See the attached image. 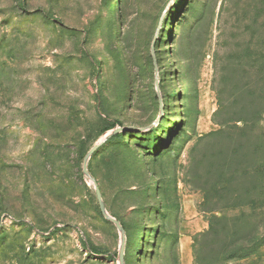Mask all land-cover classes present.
Wrapping results in <instances>:
<instances>
[{"label": "rangeland", "instance_id": "obj_1", "mask_svg": "<svg viewBox=\"0 0 264 264\" xmlns=\"http://www.w3.org/2000/svg\"><path fill=\"white\" fill-rule=\"evenodd\" d=\"M121 247L264 264V0H0V264Z\"/></svg>", "mask_w": 264, "mask_h": 264}, {"label": "water", "instance_id": "obj_2", "mask_svg": "<svg viewBox=\"0 0 264 264\" xmlns=\"http://www.w3.org/2000/svg\"><path fill=\"white\" fill-rule=\"evenodd\" d=\"M131 129H134V128H116V129H114L113 131H112V135H117V134H120V133H122V132H124V131H126V130H131ZM96 149H97V147H94V148H92L89 152H88V154H87V156H86V159H88V158H90V156L96 151ZM83 174L84 175H88V171H87V165H86V160L84 161V164H83ZM96 194H97V197H98V200L100 201V203H101V197H100V193H99V191L96 189ZM101 211H102V213H103V215H104V217L105 218H107L108 220H110L121 232H122V227H121V225L114 219V218H112V217H110L106 212H105V210H104V207L103 206H101ZM123 233V232H122ZM122 256H123V252H122V247H121V249H120V253H119V262H120V264H122V261H123V259H122Z\"/></svg>", "mask_w": 264, "mask_h": 264}, {"label": "trees", "instance_id": "obj_3", "mask_svg": "<svg viewBox=\"0 0 264 264\" xmlns=\"http://www.w3.org/2000/svg\"><path fill=\"white\" fill-rule=\"evenodd\" d=\"M114 136L118 137V136H119V134H117V135H114Z\"/></svg>", "mask_w": 264, "mask_h": 264}]
</instances>
